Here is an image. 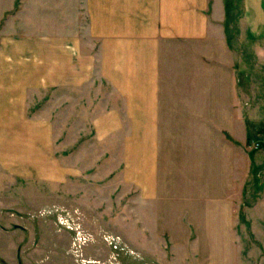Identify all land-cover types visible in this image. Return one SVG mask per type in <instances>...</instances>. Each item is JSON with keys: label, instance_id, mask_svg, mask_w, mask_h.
I'll list each match as a JSON object with an SVG mask.
<instances>
[{"label": "rangeland", "instance_id": "obj_1", "mask_svg": "<svg viewBox=\"0 0 264 264\" xmlns=\"http://www.w3.org/2000/svg\"><path fill=\"white\" fill-rule=\"evenodd\" d=\"M224 2L241 95L227 100L233 109L163 110L153 203L123 180L119 154L95 140V110L65 109L59 90L30 91L24 118L56 127L53 156L78 173L16 174L22 166L2 140L17 121L7 98L16 82L1 81L3 61L15 63L19 43L34 36L64 38L77 27L90 41L83 0H0V264H264V38L244 25L242 0Z\"/></svg>", "mask_w": 264, "mask_h": 264}, {"label": "crops", "instance_id": "obj_2", "mask_svg": "<svg viewBox=\"0 0 264 264\" xmlns=\"http://www.w3.org/2000/svg\"><path fill=\"white\" fill-rule=\"evenodd\" d=\"M83 8L90 42L74 27L64 38L23 40L15 63L3 61L1 74L13 69L16 77L2 74L1 81L16 82V94L7 98L17 101V121L3 127L2 140L13 148L9 158L22 166L17 175L60 181L78 173L53 156L56 127L24 118L30 91H63L65 109L95 110V140L119 154L123 180L154 203L162 193L163 110L233 109L227 100L241 95L225 2L83 0ZM242 21L264 38V0H242ZM218 99L226 101L218 105ZM12 105L8 101L7 109ZM27 161L33 170H24ZM232 200L226 201L230 218Z\"/></svg>", "mask_w": 264, "mask_h": 264}, {"label": "built area", "instance_id": "obj_3", "mask_svg": "<svg viewBox=\"0 0 264 264\" xmlns=\"http://www.w3.org/2000/svg\"><path fill=\"white\" fill-rule=\"evenodd\" d=\"M77 241H79V240L77 239Z\"/></svg>", "mask_w": 264, "mask_h": 264}]
</instances>
